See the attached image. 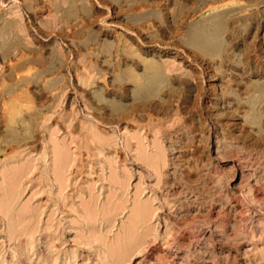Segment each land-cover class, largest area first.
I'll list each match as a JSON object with an SVG mask.
<instances>
[{
  "label": "rangeland",
  "instance_id": "rangeland-1",
  "mask_svg": "<svg viewBox=\"0 0 264 264\" xmlns=\"http://www.w3.org/2000/svg\"><path fill=\"white\" fill-rule=\"evenodd\" d=\"M0 264H264V0H0Z\"/></svg>",
  "mask_w": 264,
  "mask_h": 264
},
{
  "label": "bare ground",
  "instance_id": "bare-ground-1",
  "mask_svg": "<svg viewBox=\"0 0 264 264\" xmlns=\"http://www.w3.org/2000/svg\"><path fill=\"white\" fill-rule=\"evenodd\" d=\"M206 220V219H205ZM207 221V220H206ZM211 223V222H210ZM217 224V223H216ZM202 225H204V224H202ZM207 225V224H206ZM201 227V226H200ZM215 227H217V226H215ZM211 229V228H210ZM200 231V230H199ZM218 231V230H217ZM210 236V235H209ZM197 237V236H196ZM211 237V236H210ZM193 239V238H192ZM197 239V238H196ZM219 239H220V237H219ZM198 242V241H197ZM209 242V241H208ZM193 245V244H192ZM203 246V245H202ZM207 248H208V246H207ZM201 249V248H200ZM208 251V250H207ZM182 253V252H181ZM214 253V252H213ZM176 254V253H175ZM214 256V255H213ZM213 258V257H212ZM207 260V259H206ZM212 260V259H211Z\"/></svg>",
  "mask_w": 264,
  "mask_h": 264
}]
</instances>
